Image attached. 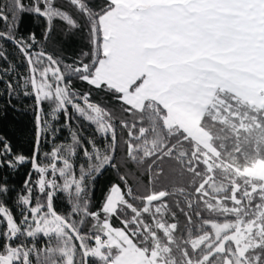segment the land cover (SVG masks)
Here are the masks:
<instances>
[{
  "label": "snow or ice",
  "instance_id": "snow-or-ice-1",
  "mask_svg": "<svg viewBox=\"0 0 264 264\" xmlns=\"http://www.w3.org/2000/svg\"><path fill=\"white\" fill-rule=\"evenodd\" d=\"M0 264H264V0H0Z\"/></svg>",
  "mask_w": 264,
  "mask_h": 264
},
{
  "label": "trees",
  "instance_id": "trees-1",
  "mask_svg": "<svg viewBox=\"0 0 264 264\" xmlns=\"http://www.w3.org/2000/svg\"><path fill=\"white\" fill-rule=\"evenodd\" d=\"M101 184H102V181H98V188L100 187Z\"/></svg>",
  "mask_w": 264,
  "mask_h": 264
}]
</instances>
